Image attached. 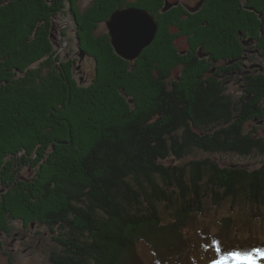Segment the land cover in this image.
I'll return each mask as SVG.
<instances>
[{
    "label": "trees",
    "instance_id": "16d2710c",
    "mask_svg": "<svg viewBox=\"0 0 264 264\" xmlns=\"http://www.w3.org/2000/svg\"><path fill=\"white\" fill-rule=\"evenodd\" d=\"M79 1L0 0V234L11 235L16 221L37 223L53 233V264H123L126 256L139 264L137 244L152 235L180 242L169 221L187 228L228 199L264 205V163L249 170L185 159L196 150L264 155V137L246 130L264 120V71L243 77L238 98L214 71L235 58L238 39L264 26V0H208L222 11L196 16L179 5L162 11L165 0H94L83 12ZM126 6L150 11L159 25L134 61L98 32ZM66 11L77 55L94 63L88 86L74 79L76 58L55 55L53 19ZM214 39L217 57L205 47Z\"/></svg>",
    "mask_w": 264,
    "mask_h": 264
},
{
    "label": "rangeland",
    "instance_id": "374dc122",
    "mask_svg": "<svg viewBox=\"0 0 264 264\" xmlns=\"http://www.w3.org/2000/svg\"><path fill=\"white\" fill-rule=\"evenodd\" d=\"M186 1H189L191 5L190 9L188 5L183 4L186 3ZM207 1L208 0H204L203 4L198 7L197 2H199V0H165L162 11L179 5L183 6L184 11L188 14L196 16L198 13L202 12L203 8L205 9ZM245 3L246 0H243V4ZM93 4L94 0H80L76 3L75 7L77 6L78 10L83 12ZM212 4L213 3L206 8L208 10L211 9L213 15H219L222 9L220 7H213ZM124 8H127V6ZM245 11L247 12V17H249L250 14L248 12H252V9L248 8V10ZM261 17L262 15L257 16L256 18L260 19ZM53 22L55 28L53 38L55 55H58L59 60L76 58V64H78V66L74 75L75 81L82 79V85H90L94 75V63L93 60L86 55L84 58H80L77 55L78 40L76 38V32H74L75 24L71 14L68 11L65 13L62 12L54 17ZM218 22H215V27L219 24ZM215 27L212 28L214 29ZM250 27L251 25L247 26V31L250 30ZM263 27L264 26L261 25L258 30H255V34L252 31H249L247 34L258 38L260 42L259 45L264 47ZM98 32L108 33L106 22L99 24ZM213 32L215 33L218 31L215 29ZM200 33L204 34V31H200ZM204 39V37H200L199 41H206ZM186 40L185 37L178 38L176 44L180 50L187 49ZM216 42L217 44L207 42L205 45V47L207 46L211 49L214 57L221 55L214 52L216 46L213 45H222L221 43H218V40ZM236 44H239L240 46V39H238V43L236 42ZM223 45L224 47L226 46L225 42ZM66 54H68V56ZM139 56L137 58H139ZM78 58H80L82 62L81 68L79 67L80 63L78 62ZM211 64L214 65V62ZM221 75V78L224 81L223 83L228 85V92L233 93L236 98L244 94L242 92L244 85L242 79L244 74L242 72L233 75L232 79H228V74L225 75L222 73ZM246 126V130L251 129L253 126L256 127V135L264 137V120L248 122ZM77 134L78 133H76V135ZM204 157L216 160L222 166L237 164L238 166H242L249 170L257 168L264 163V155L261 154L240 156L234 154H210L199 150L194 151L192 156L190 155V157L185 159L188 160ZM169 163L172 164L175 163V161L170 160ZM28 173H31V171L24 170L22 175L24 176ZM163 212L165 214L164 218L168 221L171 216L165 211ZM169 223L176 224V229L179 231L178 233H180L181 230V236L179 235L181 238L180 242L176 240V237L172 236L173 234H163L162 236L160 235V238H158V236L154 237L155 235L151 234L153 236H151L152 238L149 237L151 240L141 241L137 244L136 253L139 264H166L164 259L167 260V263L171 264L177 262L184 263L187 261L188 263L195 262L197 264H208L210 259L215 258V252L211 247V241L213 239L218 240L219 242H224L221 247L223 250H231L235 248L240 249L241 247L243 250H247L260 247L261 245L264 246V205H252L242 199H228L222 205H214L210 207L208 211L197 214L192 219H189L187 228H184L182 226L183 224H180V222L172 223L169 221ZM12 232L11 235L0 234V264H53L51 262V250L54 248L51 240L53 233L50 232L49 228L37 223H34L31 226L22 227V224L16 221L14 222ZM205 245H208V247L206 248ZM123 261V264H128V256H126ZM261 264H264V261H261Z\"/></svg>",
    "mask_w": 264,
    "mask_h": 264
},
{
    "label": "water",
    "instance_id": "95a60500",
    "mask_svg": "<svg viewBox=\"0 0 264 264\" xmlns=\"http://www.w3.org/2000/svg\"><path fill=\"white\" fill-rule=\"evenodd\" d=\"M106 25L115 52L128 60L136 59L151 44L158 31L154 16L133 6L113 11ZM84 57L80 51V58Z\"/></svg>",
    "mask_w": 264,
    "mask_h": 264
},
{
    "label": "flooded vegetation",
    "instance_id": "af4514ba",
    "mask_svg": "<svg viewBox=\"0 0 264 264\" xmlns=\"http://www.w3.org/2000/svg\"><path fill=\"white\" fill-rule=\"evenodd\" d=\"M203 2L204 0H199V2H197L198 7L202 5ZM183 4L188 5L189 9L191 8L189 1H186V3ZM259 44L260 42L258 38H255L250 34L244 35L242 39H240L239 51L237 52V55H235V58L228 62V64L225 63L227 67H225L224 63H222L224 61H218L214 67V71L220 70L225 75L228 74V79H232L233 75L240 72H242L244 76L253 70L263 72L264 47ZM66 55L68 56V54ZM221 64L224 65V68L220 67Z\"/></svg>",
    "mask_w": 264,
    "mask_h": 264
},
{
    "label": "snow or ice",
    "instance_id": "6c2138e0",
    "mask_svg": "<svg viewBox=\"0 0 264 264\" xmlns=\"http://www.w3.org/2000/svg\"><path fill=\"white\" fill-rule=\"evenodd\" d=\"M211 247L215 252V258L210 259L208 264H261V261H264V247L223 250L220 242L215 239L211 241Z\"/></svg>",
    "mask_w": 264,
    "mask_h": 264
}]
</instances>
